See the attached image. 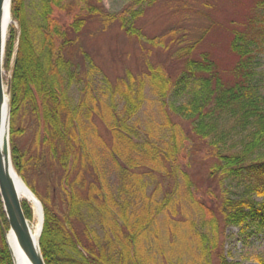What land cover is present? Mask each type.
<instances>
[{"label": "trees", "instance_id": "obj_1", "mask_svg": "<svg viewBox=\"0 0 264 264\" xmlns=\"http://www.w3.org/2000/svg\"><path fill=\"white\" fill-rule=\"evenodd\" d=\"M23 1L11 0L17 29H8L3 69L10 75L11 115L29 103L40 122L34 162L48 163L54 184L47 188V198L40 200L39 248L45 264H148L144 243L156 235L159 217L169 211L175 216L184 204L200 213L212 236L210 241L205 235L198 238L197 257L189 264H210L212 256L226 264L217 253L219 222L238 227L241 234L255 223L254 232L264 236V85L258 69L264 49V13L259 14L264 0H258V12L247 16L245 26L232 32L229 47L235 61L228 80L220 76L208 53L193 55L198 41L180 51L183 74L177 85L184 84L187 92L181 102L168 108L177 122L164 108L170 79L150 66L143 77L127 72L113 82L107 80L106 94L93 98L84 92L73 105L68 91L75 71L68 72L69 63L61 55L62 45L69 42L62 37V45H57L61 34L42 26V39L35 47ZM62 1L52 0L41 15L44 23L50 6H60ZM120 21L127 36L138 38L124 17ZM80 27L81 22H76L75 31ZM145 94L165 115L161 130L151 117L144 126L140 123ZM95 119L107 131L109 144L99 135ZM178 121L187 123L192 136L206 141L213 152L210 176L243 182V195L225 198L216 208L194 198L192 182L183 172L182 160L188 155L179 139L184 140ZM163 131L168 135L159 137ZM11 152L17 169L20 157L14 147ZM104 163L111 168L113 183L107 180ZM56 195L61 212L51 205ZM21 205L30 220L31 210L26 203ZM1 225L8 230L0 199V264H11ZM167 255L169 263L173 253L167 250ZM255 261L264 264L260 257Z\"/></svg>", "mask_w": 264, "mask_h": 264}, {"label": "rangeland", "instance_id": "obj_2", "mask_svg": "<svg viewBox=\"0 0 264 264\" xmlns=\"http://www.w3.org/2000/svg\"><path fill=\"white\" fill-rule=\"evenodd\" d=\"M51 2L24 0V16L35 47L39 48L42 26L49 28L52 33L57 29L61 34L56 40L57 45H62V37L69 42L65 47L62 45L61 55L63 62L69 63L68 72L73 74L75 71L74 84L68 91L73 105L78 103L84 92L93 98L106 94L107 80L113 82L127 72L135 77H143L150 66L160 69L170 79L171 87L164 107L168 109L176 106L186 95L187 91L182 89L184 84L177 85L183 74L179 54L194 42L198 41V44L193 55L208 53L220 76L225 80L230 78V70L235 61L229 47L232 32L245 26L247 16L257 11L258 0H156L154 3H150V0H63L60 6H50L51 13L44 23L41 15L47 12ZM259 11V14L264 13ZM259 16L256 18H261ZM121 17L125 18L127 25L133 27L138 38L129 37L121 30ZM76 22H81L78 32L74 28ZM10 28L17 29V23L12 20L6 31ZM258 64L262 72L260 81L264 85V49L259 53ZM8 77L9 72L3 69L4 83ZM145 96V107L138 116L140 123L144 126L146 118L151 117L155 120L153 123L157 125L156 128L161 130L165 115L154 107L152 98L147 94ZM8 108L11 163L12 147L20 157L18 168L14 169L13 164L12 167L43 210L40 200L47 198V188L54 184L50 182L48 163L34 162L37 140L41 134L40 122L29 103L21 105L14 115H11L10 103ZM168 111L165 114L177 122ZM95 124L99 135L109 144V135L104 126L96 119ZM178 124L184 140L179 139L185 143L184 153L188 155L186 160H182V171L192 182L194 198L208 207L216 208L225 198L235 199L243 195L246 186L243 182L225 179L222 175L210 176L214 159L207 142L192 136L187 123L178 121ZM167 135L163 131L159 137ZM103 167L105 174H108V182L113 183L111 168L106 163ZM58 200L56 195L51 205L61 212ZM24 203L32 213L31 219L26 220L28 224H34L36 218L33 207L30 203ZM176 211L175 216L170 211L161 215L156 235L150 238L149 244L144 243V257L148 264H189L197 257L198 238L200 240L205 235L211 240L208 223L204 224L197 210L184 204L183 208L178 207ZM254 224L249 223L245 234H241L238 227H226L223 222H219L217 253L222 256L224 263L257 264L256 257L264 259V236L254 232ZM1 227L3 236L9 227L8 230L3 225ZM167 250L173 253L169 263ZM209 263L220 264V261L212 256Z\"/></svg>", "mask_w": 264, "mask_h": 264}, {"label": "water", "instance_id": "obj_3", "mask_svg": "<svg viewBox=\"0 0 264 264\" xmlns=\"http://www.w3.org/2000/svg\"><path fill=\"white\" fill-rule=\"evenodd\" d=\"M8 1L10 14L11 0H0V199L6 216L9 230L14 234L17 244L31 264H45L39 248V237L43 225V210L36 200L40 211V231L36 240L31 235L28 221L26 220L21 201L16 188V177L12 167L8 134H3L4 110L10 103V77L3 83V55L5 47L6 31L3 29L4 4ZM9 125V116H8ZM5 233H3L5 241ZM7 246V244H6ZM9 251V250H8ZM10 253V252H9Z\"/></svg>", "mask_w": 264, "mask_h": 264}, {"label": "bare ground", "instance_id": "obj_4", "mask_svg": "<svg viewBox=\"0 0 264 264\" xmlns=\"http://www.w3.org/2000/svg\"><path fill=\"white\" fill-rule=\"evenodd\" d=\"M9 4L8 1L4 4V17H3V29L6 31L8 26L12 23L11 16L8 12ZM7 33V31H6ZM8 116H9V108L4 110V124L2 127L3 134L7 135L9 130L8 125ZM16 188L18 191V197L21 202L30 203L33 207L34 217L36 218V222L34 224H29V229L34 240L37 239L39 231H40V211L38 204L36 203L35 197L30 193V191L26 188L23 182L19 177H16ZM5 244H7L6 248L10 256L11 264H31L29 260L26 258L22 250L17 244L16 238L14 234L8 230L5 233Z\"/></svg>", "mask_w": 264, "mask_h": 264}]
</instances>
